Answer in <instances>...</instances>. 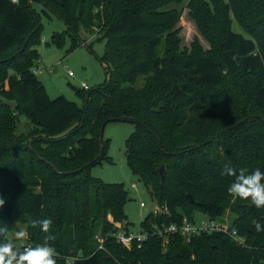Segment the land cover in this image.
<instances>
[{"label":"trees","instance_id":"obj_1","mask_svg":"<svg viewBox=\"0 0 264 264\" xmlns=\"http://www.w3.org/2000/svg\"><path fill=\"white\" fill-rule=\"evenodd\" d=\"M48 1L67 27L51 43L61 46L67 36L70 50L80 29L100 28L107 80L76 92L81 108L62 96L50 99L32 71L40 17L26 0H0V193L6 197L0 227L9 233L27 224V243L47 242L57 264L67 257L72 264H264V230H256L257 222L264 229V208L229 195L234 178L222 174L225 165L264 172V0H188L200 33L215 47L203 54L193 43L189 56L178 49L179 13L171 3L179 0ZM230 16L248 38L231 30ZM236 74L257 80L240 102L223 96L228 90L217 91L226 75ZM138 77L145 78L141 89L132 85ZM14 113L37 128L29 140L14 142ZM109 122L134 125L125 141L126 166L167 211L146 214L140 227L179 222L194 210L215 221L229 212L242 242L227 231L189 242L153 237L130 249L117 244V224L129 225L128 194L122 183H103L90 173L108 160L103 137L94 159L99 131ZM45 218L52 221L49 233L32 227Z\"/></svg>","mask_w":264,"mask_h":264},{"label":"rangeland","instance_id":"obj_2","mask_svg":"<svg viewBox=\"0 0 264 264\" xmlns=\"http://www.w3.org/2000/svg\"><path fill=\"white\" fill-rule=\"evenodd\" d=\"M179 1L176 4L171 3V7L179 13V19L175 27L178 30L179 53L189 56L193 43L199 46L203 54L213 53L215 51L214 45L208 42L200 33L195 20L190 15V10L187 8L188 0ZM26 6L34 15L40 17L39 21L41 24L39 43L35 47L38 53V60L34 64L32 71H35L36 78L41 82L50 99L62 96L66 100L76 103L81 108L83 102L77 97L76 92L85 93L87 90L83 91L80 84L84 82L88 86V90H91L102 85L107 80V71L99 62L105 45V41L99 40L97 34L100 28L94 24L90 28L91 32L80 29L78 33L80 42L69 50L71 40L67 36L61 46L50 42L53 34L64 33L67 29L63 22L55 16L56 7L53 6V3L48 0H26ZM230 20V28L233 32L239 33L245 38L249 37L237 19L230 16ZM215 54L218 53L215 52ZM21 61L23 62V59ZM69 71L73 73L72 77L67 75ZM255 83H257V80L254 77L243 79L237 74L234 78L226 75L225 82L217 87V91L221 89L228 90L224 92L223 96L233 97L240 102L248 98V93ZM144 84V77H138L132 83L135 89H141ZM233 84L238 85V87L235 88ZM127 85L129 84H124V86ZM195 116H198V114ZM12 117L15 121L14 142H19L22 139L29 140L37 128L26 116L20 113H14ZM133 129L134 125L127 122H109L104 126L102 137L109 141L106 152L108 160H101L100 163L91 168L90 173L103 183H122L124 185L128 194V201L124 206L126 220L129 223L127 227L135 232L140 230V223L146 214L153 211H156V213L167 211L165 207L155 203L137 176L132 175L126 166L124 157L125 141ZM132 183L136 184V189L131 187ZM33 191L36 192L37 190L33 189ZM2 197L0 193V198ZM141 203L144 204V207H140ZM191 216L195 222L207 218L206 215L197 210H194ZM234 217L233 214L225 212L216 222L226 232H234L231 229ZM121 226L126 227L124 224H117V227ZM18 231H24L26 239L22 241L16 240L14 234ZM8 237L15 245L21 248L28 241L27 224L19 222L15 230L8 233ZM238 239L241 243L242 238ZM99 244L98 249L102 246V242L99 241ZM66 261L72 262V257H67Z\"/></svg>","mask_w":264,"mask_h":264},{"label":"clouds","instance_id":"obj_3","mask_svg":"<svg viewBox=\"0 0 264 264\" xmlns=\"http://www.w3.org/2000/svg\"><path fill=\"white\" fill-rule=\"evenodd\" d=\"M18 4L19 0H12ZM222 174L233 177L227 192L234 198L251 200V203L257 208H264V172L256 168L249 172L247 169H235L225 165ZM5 201L0 198V207ZM52 221L48 218L43 220H34L32 227H39L44 233H49ZM256 230L262 231L261 224L257 222ZM0 237L4 242L0 243V264H57V253L55 249L47 242L37 246H25L22 249L15 245L8 237V228L0 227ZM16 240L26 239L24 231H18L14 234ZM47 239H55L54 236H48Z\"/></svg>","mask_w":264,"mask_h":264},{"label":"built area","instance_id":"obj_4","mask_svg":"<svg viewBox=\"0 0 264 264\" xmlns=\"http://www.w3.org/2000/svg\"><path fill=\"white\" fill-rule=\"evenodd\" d=\"M35 73V71H33ZM69 77L73 76L72 72H68ZM82 90H88V86L82 82L80 84ZM131 187L136 189V184L132 183ZM140 207H144L141 203ZM156 212V211H153ZM213 232H226L215 220H211L207 217L205 220H199L195 222L191 217L182 216L179 222H171L168 225L162 224L161 226L151 225L150 228L140 227L138 231H131L129 227H117L112 233V238L114 241L130 249L133 245L140 246L143 242L150 238L157 237L160 239H167L169 236H178L183 241L189 242L192 238L200 236L202 234H211ZM231 237L238 243H240L238 238H235V232L230 233ZM25 246H32L29 243H24L21 249ZM66 264H72V262L66 261Z\"/></svg>","mask_w":264,"mask_h":264},{"label":"water","instance_id":"obj_5","mask_svg":"<svg viewBox=\"0 0 264 264\" xmlns=\"http://www.w3.org/2000/svg\"><path fill=\"white\" fill-rule=\"evenodd\" d=\"M5 105H7V106H9L11 108L14 107V103L13 102H5ZM102 131H103V129L101 128L100 131H99V136H98L99 153H98V155L96 156V158L94 160H96L99 157V155H100V153L102 151ZM163 173H164V166H161L159 171H158V174H159L161 180L163 179Z\"/></svg>","mask_w":264,"mask_h":264},{"label":"crops","instance_id":"obj_6","mask_svg":"<svg viewBox=\"0 0 264 264\" xmlns=\"http://www.w3.org/2000/svg\"><path fill=\"white\" fill-rule=\"evenodd\" d=\"M35 74V73H34Z\"/></svg>","mask_w":264,"mask_h":264}]
</instances>
